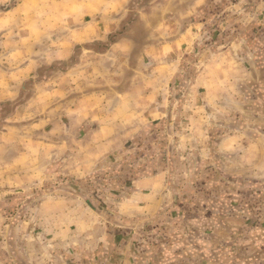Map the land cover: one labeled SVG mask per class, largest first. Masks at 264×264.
<instances>
[{"label":"crops","instance_id":"1","mask_svg":"<svg viewBox=\"0 0 264 264\" xmlns=\"http://www.w3.org/2000/svg\"><path fill=\"white\" fill-rule=\"evenodd\" d=\"M165 1L177 59L161 84L66 94L65 121L33 136L67 142L0 170L18 189L0 202V264H264V0Z\"/></svg>","mask_w":264,"mask_h":264},{"label":"rangeland","instance_id":"2","mask_svg":"<svg viewBox=\"0 0 264 264\" xmlns=\"http://www.w3.org/2000/svg\"><path fill=\"white\" fill-rule=\"evenodd\" d=\"M161 2L164 0L0 3V170L16 167L18 155L23 157L22 164L27 169L41 167L44 154L49 158L50 150L60 142H67L65 136H33L37 119L43 118L47 124L52 118L65 121L66 109L58 101H66V94L70 101L78 97L83 87L100 89L103 96L108 95L111 85L138 86L149 79L161 84V72L167 61L177 59L176 54L168 56L163 49L169 43L168 34L177 32L168 24L173 14L162 13ZM182 52L178 53L176 63L184 61L191 70L185 76H174L171 96L183 101L188 97L186 88L194 73V53L182 57ZM123 71L137 75L131 77ZM150 74L156 77H147ZM55 101L59 108L52 113ZM18 109L19 117L15 114ZM5 120L17 125L11 129ZM44 126L41 125V133ZM34 151L42 153V158H34ZM17 190L0 187V202L3 198L4 202L10 200L5 196L13 197ZM17 202L10 206L17 207Z\"/></svg>","mask_w":264,"mask_h":264}]
</instances>
